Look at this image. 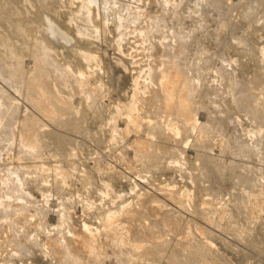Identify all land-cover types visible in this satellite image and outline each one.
<instances>
[{
	"label": "rangeland",
	"instance_id": "rangeland-1",
	"mask_svg": "<svg viewBox=\"0 0 264 264\" xmlns=\"http://www.w3.org/2000/svg\"><path fill=\"white\" fill-rule=\"evenodd\" d=\"M0 264H264V0H0Z\"/></svg>",
	"mask_w": 264,
	"mask_h": 264
},
{
	"label": "bare ground",
	"instance_id": "bare-ground-1",
	"mask_svg": "<svg viewBox=\"0 0 264 264\" xmlns=\"http://www.w3.org/2000/svg\"><path fill=\"white\" fill-rule=\"evenodd\" d=\"M174 82H176V81H174V80H163L162 81V85H163V87L165 88V89H170V88H175V86H177L178 87V85H175V84H178V83H175L174 84ZM100 82H98L97 84L98 85H100L99 84ZM103 85V84H102ZM175 85V86H174ZM95 87H96V84H95ZM100 87H101V85H100ZM170 87V88H169ZM175 89H177V88H175ZM174 90V89H173ZM174 91H176V90H174ZM178 91V90H177ZM164 97H165V106H167V108H169V109H171V106H174L175 104H174V102L172 101V99L174 98L173 96L174 95H172L171 97H170V93H168L167 91H164ZM180 96V95H179ZM176 97L177 98H179L177 95H176ZM170 100L173 102V104L174 105H172V102H170ZM174 100V99H173ZM177 100V99H176ZM175 100V101H176ZM176 103H178L179 105L178 106H180V107H183L185 104H186V102H185V100L184 99H179L178 100V102H176ZM177 105V104H176ZM41 111L43 112V114L45 115V117H49V118H51L52 116H53V112L51 111V110H49V109H47V110H44V109H41ZM138 114H135L134 113V110H133V108L132 107H129L128 108V110H127V112H126V115L125 116H123V118H122V126H120L119 127V129L120 130H122L123 132H125V133H127V136L128 137H130V134L134 131H132V129H139L138 127H140L139 125H141V124H143L144 126L145 125H149V123H150V119L149 118H147V117H145V118H142V119H140V122H138V123H140V124H138L137 123V121L139 120V118L141 117H139L138 118ZM184 118V120H185V123H190V124H195V121H194V119L193 118H189V117H183ZM138 125V127H136ZM143 125H141V126H143ZM130 128H132L131 130H130ZM131 131V133L130 132H128V131ZM135 132V131H134ZM137 132V131H136ZM139 133V132H138ZM170 192H171V188L170 187H166V186H164V187H161L160 188V190H159V194L160 193H163V194H170ZM152 208L153 207H155V204H153L152 206H151ZM82 226H84L83 227V229H82V231L84 232V233H86V232H89L88 230H87V227H86V225H82ZM81 228L82 227H80V230H81ZM75 240H77V241H81L80 239H78V237H75Z\"/></svg>",
	"mask_w": 264,
	"mask_h": 264
}]
</instances>
